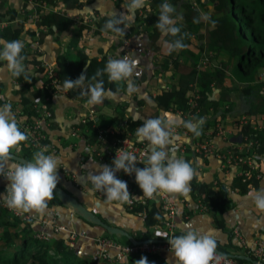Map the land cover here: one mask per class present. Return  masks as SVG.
I'll list each match as a JSON object with an SVG mask.
<instances>
[{
    "label": "crops",
    "instance_id": "1",
    "mask_svg": "<svg viewBox=\"0 0 264 264\" xmlns=\"http://www.w3.org/2000/svg\"><path fill=\"white\" fill-rule=\"evenodd\" d=\"M75 1L79 5H70L71 2L69 0L65 1V3L60 0H52L51 4L48 5L51 8L65 11V16L72 19L75 26L81 27L84 25L87 27L83 30L76 46L83 53L87 54L89 59L95 57L100 60L104 58L100 69H103L110 57L117 59L123 57L125 47H123L118 33L104 30H101L99 33L94 31L97 30L96 22L99 19H105L107 21L113 12L117 16L125 13L126 9H124L123 5L130 3V0H122L119 2L116 0ZM180 1L182 0L176 3L175 12L172 14L174 19L177 18L176 15L180 16L177 7ZM165 2L169 3L168 0ZM148 3L149 0H146L145 6ZM208 6L211 9L210 12L201 13V22L204 25L207 22V19H204V14L209 17L213 10V5L208 4ZM204 8H207V5H204ZM9 9L17 11L18 15H16L15 19H8L12 14V11H9ZM41 10L43 12L50 9L42 7ZM138 11L139 9L130 21L123 24L130 26L131 34L129 35L128 56L139 61L133 75L130 77L136 85L137 91L129 93L126 86L123 91L113 92V96L108 97L97 105L88 104V97L78 99L65 93L50 96L49 102L52 110V121L47 130L48 150L45 152V155H54L61 161L58 165L59 181L57 186L74 195L84 206L102 220H105L109 225L127 232L132 240L126 236H116L121 242L128 243V241H131L132 243L134 241L136 243H132V245H139L141 242L147 240L152 242L165 240L164 238L156 237L157 233H166L162 224L164 216L159 204L160 197L158 194H154L151 198L145 197L142 195L136 182L133 184L134 195L137 197L135 198V204L140 203L144 205L147 202H152L162 213L161 218L155 220L137 211L135 205L129 206L126 203L120 204L117 201H109L102 191H100L101 194L96 193L95 190L89 191V189L93 188L89 179L90 175L96 174L99 164L111 166L112 161L106 159L98 160L90 154L86 144L88 140H94L98 130L115 127L124 118H127L129 122V136L134 141L139 142L136 137V129L142 126L146 119L160 118L165 122L166 130L170 133V143L164 148L167 158L172 160L184 159L191 163L195 172L193 180L190 181L189 191L187 193H166L176 208L177 236L183 235L189 230H196L202 234L212 236L217 246L227 251L226 254L228 255H247L253 258L252 255L246 254L245 249L233 239L232 230L234 227H239L248 244L255 243V241L264 235V212L256 209L252 198L249 196L250 192L264 188V151L259 152L255 149L245 147L243 143L245 139L241 136L242 134L238 133L235 122L240 117L247 116L254 120L255 125L260 126L258 129L260 130L264 116L251 115L249 113L251 97L243 94L241 89H235L230 91V93H225L227 100H225L226 102H224L225 104L221 110L216 112V115H213L210 110L200 117L184 118L179 112L180 109L176 107L170 106L169 109L159 107L156 101L158 92L161 89L168 90L175 88L178 82H180L179 80L181 78L179 76L184 78L190 74L194 63L202 55L200 51L201 45L199 43H205V41L203 38L202 41L198 42V35H191L189 43L186 45L190 54H181L178 50L169 54L164 48V43L165 41L173 40V37L166 35V38H164L165 34H160L154 37L155 44H152L147 32L149 27L146 24L145 27L137 30L140 27L136 22ZM0 12L5 13L3 15L6 17L4 20L8 21V26L5 30L9 27H19L18 23L21 21L23 29L28 34L34 32L32 37L25 40L26 43L32 46L41 20L39 21L37 9L33 8L30 0H0ZM24 12L27 13L26 18L24 17ZM181 17L176 19V22H179ZM84 20L92 21L94 25H87L88 23H85ZM51 27L54 29L53 33L42 32L45 34L41 40L39 39L40 50H34L36 51L34 52L30 49L29 53L42 62L46 61L55 64L59 55L67 51L71 34L67 31L56 30L52 24ZM0 39H6V37L0 36ZM214 63L210 61L205 69H214L217 67ZM27 68L31 72L30 74L34 75L32 88H41L44 79L43 72L40 70L41 68L39 69L32 63H29ZM57 72L60 77V72ZM225 73L229 75L228 71H225ZM263 75L264 71L262 70L258 74V81L264 82L262 80ZM224 78L223 84L231 87L232 83L229 80L230 78ZM123 82L126 84L125 81ZM190 84L195 87H191ZM18 85L19 88L17 87ZM23 85L24 80L21 77L17 78L12 76L6 68V62L2 61L0 63V96H3L4 99H0V106H3L5 103H11L14 110L12 113L16 120L21 116L23 111L18 92ZM235 86L237 87L239 84ZM242 86H246V84ZM212 87L213 90L209 98L216 101L220 95V88L218 86ZM199 89V84L196 81H190L186 97L193 92H196L200 96ZM261 93L264 95V90H261ZM89 108H94L96 112L92 121H97L99 116H104L113 118V122L105 127H98L94 122L91 125L92 131L91 128L88 129V126H81L79 135L77 137L73 136L71 133L74 127L78 125L81 117L85 115ZM108 120L106 119L105 122ZM217 120L224 121L229 125L231 134L228 140L225 141L213 133V143L218 148H227L230 146L232 149L239 151L247 162L224 168L222 167L220 159L215 155L205 156L197 152L196 148L198 143L204 140L205 135L212 130ZM188 122H192L195 126L196 130L194 132L186 127ZM144 143L149 150V143L147 141H144ZM21 144L18 149L14 150L17 152L20 151ZM254 162L259 165L260 173V177L258 179L256 178V180L253 178L255 176L253 175V171L249 169L250 165L248 164ZM246 170L249 171V174H244ZM115 176L118 179L124 180L129 177V174H125L121 170L117 171ZM0 179L6 182L1 176ZM253 179L255 180L254 182ZM209 187L217 196L223 195L226 197L229 203L215 207L212 212H209V207L206 209L200 207L203 203L202 199ZM3 192L0 189V193L2 194ZM30 212L35 213L38 218H44L49 221L54 220L55 223L63 224L68 229L84 231L87 237L78 238L74 243H70V246H74L75 249H79L81 254L94 259V264H129L128 256L118 262L110 261L109 259H100L96 239L101 236H110V234L98 225L88 224L78 215L71 217L69 215V208L64 204L53 202L47 204L43 213L35 210ZM217 221H219L222 227L218 226ZM31 226L33 234L43 232L50 242L61 236L64 237L65 241L68 240L67 232H56L52 225L43 227L39 223L33 222ZM108 253L109 258H113L114 250L110 249ZM160 255L165 260H168L170 264H174L171 253H161ZM236 259L242 260L239 258ZM243 261L248 262L246 260Z\"/></svg>",
    "mask_w": 264,
    "mask_h": 264
},
{
    "label": "trees",
    "instance_id": "2",
    "mask_svg": "<svg viewBox=\"0 0 264 264\" xmlns=\"http://www.w3.org/2000/svg\"><path fill=\"white\" fill-rule=\"evenodd\" d=\"M36 1H45L48 4H51L52 0H30L32 3H35ZM60 1L65 3L67 0ZM69 1L71 2L70 5L78 4L75 0ZM116 1L119 2L122 0ZM165 1L166 0H149V3L142 7L146 9L147 12L144 17V23L149 27L147 32L152 44H155L154 37L163 34L155 27V24L158 21L159 5ZM168 1L174 6V8H176V3H178L179 0ZM196 1L197 3L201 2V0ZM207 1L212 3L213 10L211 15L206 20L207 22L205 25L201 22V13L193 11L195 6H193V2H191V0H188L187 3L182 5V8L183 6L186 8L185 11H183L182 20L176 22V26L181 28V33L179 35H184L185 33L187 34L183 39V43L185 45L189 43L191 35H198V42L204 38L205 43H199V45H201L200 51L202 52L200 58L208 56L210 61L213 58H218L219 63L214 69L208 68L197 70L196 64L200 58L197 59L189 75H186L184 78L179 76L181 79L175 88H170L168 90L161 89L158 92L156 96L158 106L163 109H169L171 106L186 111L188 108L186 92L189 88L190 81L192 82L194 80L197 84H199L200 88V113L197 117L203 116L210 110L213 115H216V112L221 110L225 104L224 102H226L225 100H227L225 93H230V91L235 89H241L243 94L251 97V108L249 110L251 115L264 116V95L261 93V90H264V82L258 81L257 78L258 74L262 70L264 71V0ZM206 3L207 2H205V4ZM177 6L178 12H180L181 3ZM33 8H36L39 14L41 20L39 25L48 27L49 30L47 33L54 32V29L51 27L52 24V26H55L56 30L67 31L71 34L67 51L64 54L59 55L57 62L54 65L55 69L60 72V81L62 85L65 79L75 80L82 73H86L88 77L91 78L102 66L104 58L100 60L95 57L89 59L87 54L83 53L81 49L76 46L83 30L87 27L84 25L81 27L75 26L72 19L66 17L65 13L61 14L52 10L42 12V7L35 4L33 5ZM9 11H12V14L8 17V19H15L16 15H18L17 11L13 9H9ZM3 15H5V13L0 12V20L6 18ZM24 17H27L26 12H24ZM194 19H199V22H194ZM136 22L139 25V20H136ZM105 23V19H99L96 22L97 30L94 32L99 33L101 30L112 32L111 30H105ZM18 24L19 27L17 28L9 27L6 30H1L0 36L4 38L6 37V40H19L26 43L25 40L32 37L34 32L28 34L27 31L23 29L22 22L20 21ZM123 24L124 23L119 25V27L122 28ZM139 28L141 29L142 25L138 27L137 30H139ZM44 34L45 33H42L41 38ZM164 38H166V35H164ZM30 49V44L26 43L21 52V55L24 57L23 65L25 71L20 77L24 80V85L18 91L23 112L26 114V118L28 119L35 115V107L33 106L34 102L45 101V97L47 95V90L43 85L44 83L39 89L32 88L34 75L30 74L31 72L28 71L27 65L32 63L38 67L41 65L42 61L30 54ZM178 51L181 54H190L186 47L179 49ZM88 60L89 63L87 64ZM0 63H2V61H0ZM225 71H228L229 75H227ZM224 77L230 78L229 80L232 83L231 87H227L223 84L225 79ZM97 79H103L104 87L106 89H111L113 92H121L126 88V84L123 81H108L106 74L102 77H98ZM89 82H92L91 79L86 81V83ZM233 84L234 86L239 84V86L234 87ZM243 84H246V86H242ZM212 86H218L220 88V95L216 101L209 98V95L213 90ZM68 92L69 95L74 98H86V96L81 94L80 88H74L72 90H68ZM46 103L50 107V102L46 101ZM106 119L109 120L105 122ZM21 120L22 117L19 116L16 120L17 124ZM113 120V118L99 116L97 121H90L87 126L89 129L95 122L98 127H105L106 125L112 123ZM92 130L93 129L91 128V131ZM238 133L253 135L259 143L256 150L259 152L264 151V147L262 146V144H264V121L260 130H255L251 125L247 124L241 127ZM21 150L17 152L13 149L11 153L31 161L33 155L22 145ZM253 178L256 180L255 177ZM254 179L253 182L255 181ZM0 184L1 191H5L7 182H3V180L0 179ZM202 201L205 207L210 208L209 212H212L215 207L229 203L226 197L223 195L217 196L210 187L207 189ZM53 202L61 203L55 193L53 198L49 200L47 204H51ZM135 208L137 211L142 214H146L149 218H154L155 220H159L162 216L158 207H156L152 202H147L144 205L137 203L135 204ZM103 221L106 222L105 220ZM87 223L95 225L90 222ZM31 224L32 223H22L19 218L11 216L5 208L0 207V264L95 263L94 259L81 254L79 249H75L74 246H70L68 234L67 241H65L62 236L54 239L52 242L40 240L33 236ZM217 224L219 227L221 226L219 221H217ZM110 236L122 245H132L131 241L123 243L116 237V235ZM219 250L225 253L227 252L222 248H219ZM142 256L147 257L149 264H165L166 261L158 253L139 252L128 255V263L133 264L134 261L139 260Z\"/></svg>",
    "mask_w": 264,
    "mask_h": 264
},
{
    "label": "clouds",
    "instance_id": "3",
    "mask_svg": "<svg viewBox=\"0 0 264 264\" xmlns=\"http://www.w3.org/2000/svg\"><path fill=\"white\" fill-rule=\"evenodd\" d=\"M145 3L146 0H130V3L123 5L125 13L119 16L115 12L111 14L104 25L105 30L124 34L125 30L119 25L130 21ZM174 12L175 8L170 3L160 4L158 21L155 24L161 33L175 38L164 43V48L169 54L186 47L183 39L187 34L179 35L181 28L176 26V19L179 17L174 19L172 16ZM204 19L208 17L205 16ZM194 22L198 23L199 19H194ZM23 47L22 41L0 39V61L6 62V68L17 78L25 71L24 57L21 55ZM138 63L137 59L129 56L119 59L110 57L103 69H98L91 78L82 73L75 80L65 79L62 90L80 88L81 94L88 97V104H100L114 95L111 89L104 87L103 79H97L106 74L108 81H125L127 91L135 92L137 87L130 77ZM89 79L92 82L86 83ZM17 87L19 88V85ZM0 99L4 97L0 96ZM186 127L192 131L196 130L192 122H188ZM169 136L165 122L160 118L144 120L142 126L136 129L138 141H147L150 145V149L144 153V167L137 168L136 156L118 149L111 166L99 164L96 174L90 175L93 188L89 191H102L109 201H117L120 204L128 202L130 198H137L129 193L125 181L116 178L115 173L122 170L125 174H135V182L145 197L151 198L159 193H187L195 172L190 162L167 158L164 148L170 143ZM27 139L28 136L19 129L13 116L11 103L0 106V176L8 182L5 191L0 194V199L13 210L24 212L35 210L43 213L47 201L53 198L54 189L59 181L58 165L61 161L54 155H45L43 151L35 152L29 162L13 161L12 150L18 149ZM249 196L256 209L264 212V188L250 192ZM156 237L167 240L174 264H210L217 247L212 236L196 230H189L183 235H174L171 238H167V233H157ZM133 264L149 262L147 257L142 256ZM165 264L170 262L166 260Z\"/></svg>",
    "mask_w": 264,
    "mask_h": 264
},
{
    "label": "built area",
    "instance_id": "4",
    "mask_svg": "<svg viewBox=\"0 0 264 264\" xmlns=\"http://www.w3.org/2000/svg\"><path fill=\"white\" fill-rule=\"evenodd\" d=\"M31 5H39L43 8H48L52 11L58 13H65L63 10H59L57 8H51L47 2L45 1H36L35 3L30 2ZM146 9L140 8L137 13V20H139V25L145 27L144 17L146 15ZM66 15V13H65ZM40 21V17H39ZM87 25H94L92 21H86ZM39 23V22H38ZM8 26V21L1 19L0 20V31L5 29ZM39 26L38 31L35 33V37L32 42L31 49L34 51H39V39L41 38L42 32H47V26ZM122 28L125 30L124 34H118L120 36L122 45L125 47V51L123 52V56H128V46H129V35H130V26L123 25ZM23 42V41H22ZM26 43L23 42L25 46ZM210 59L208 56H205L200 59V61L196 64L197 70H202L208 66ZM55 64L50 62H41V65L38 66L42 69L44 81L42 84L47 90V95L45 97V101H35L33 106L35 107V115H33L30 119L26 118V114L22 111L21 117L22 120L18 122L19 129L26 133L28 139L22 142V146L27 149L29 153L32 155L37 151H43L44 153L48 150L47 144V130L52 121V110L46 103L49 102L50 96L58 95L59 93H65L69 95L68 90H62V83L60 81L59 74L54 67ZM262 80H264V75L262 76ZM194 84V83H193ZM191 87H195L194 85L190 84ZM199 99L200 96L196 94V92L187 95V105L188 108L186 111L180 110V114L184 118H191L194 116H198L200 112L199 106ZM12 111L13 108H12ZM96 115L94 108H89L88 111L85 113L83 117H81L78 125L74 127L72 131L73 136H78L81 126H87L90 121L94 119ZM254 120L247 117L242 116L235 122V127L237 131L240 130L241 127L244 125H251L253 129H259L260 126H257L253 122ZM129 122L127 118L122 119V121L117 126L108 127L105 129H100L97 131L96 137L94 140L87 141V148L90 154L95 156L98 160H108L112 161L115 158V154H118V149L127 151L137 158L136 167L143 168L144 167V153L148 151L147 145L144 142H136L130 136L128 132ZM216 134L220 136L223 140H228L231 134V130L229 129V125H227L224 121L217 120L214 124L212 130L205 135V138L202 142H199L197 145V152L202 155H215L222 164V167H230L231 165H240L244 162H247L246 159L241 155V153L237 150L232 149L230 146L227 148H218L216 144L212 141V135ZM241 136L244 137V146L250 149H257L259 146L258 140L254 138L253 135L240 133ZM264 147V144H262ZM249 169L253 171V175L255 178L260 177L259 173V165L257 163H248ZM248 169V170H249ZM246 170L245 173L249 174V171ZM4 181L7 180L1 176ZM127 183L129 193L135 197L134 195V187L133 184L135 183V174H129L127 179H124ZM8 183V182H7ZM96 193H100V191L95 190ZM160 197V207L163 211V228L167 233V238H171L176 234L177 229V212L174 203L169 199L166 193H159ZM126 205L134 206L135 205V198H130L128 202H124ZM0 207L5 208L11 216L17 217L21 220L22 223H33L37 222L40 225L47 226L52 225L54 226V230L56 232L65 231L68 234V238L70 243H74L78 238L87 237L84 231H76L72 229H68L65 225L60 223H55L54 220H45L44 218H38L35 213L30 211L24 212L21 210H13L6 206L4 201L0 199ZM200 207L207 208L203 205ZM69 215L76 216L77 214L69 208ZM35 238L40 240L48 241V237L43 232H36L33 234ZM232 237L233 239L239 243L244 249L246 254L252 255L253 259L257 262L264 263V235L263 237L259 238L255 243L248 244L246 239L244 238L242 231L239 227H234L232 230ZM97 246L99 249L98 255L100 259H109L110 261H120L128 255L136 254L139 252H146V253H170V245L167 240L163 241H155V242H141L139 245H122L118 243L115 239L111 238L110 236H101L96 239ZM114 250L113 258H109V250ZM210 264H252L251 262L239 261L233 256L225 255L219 251H215L214 256Z\"/></svg>",
    "mask_w": 264,
    "mask_h": 264
},
{
    "label": "water",
    "instance_id": "5",
    "mask_svg": "<svg viewBox=\"0 0 264 264\" xmlns=\"http://www.w3.org/2000/svg\"><path fill=\"white\" fill-rule=\"evenodd\" d=\"M11 155L13 157V161L29 162V160H27L24 157H21L16 154H12V153ZM54 193L58 197V199L61 201L62 204L72 209L83 220L102 227L110 235L126 236L129 239H131V237L128 235L127 232H125L124 230L118 227L111 226L108 223L104 222L99 216H97L94 212H92L86 206H84L74 195H71L70 193L66 192L60 186H56V188L54 189ZM145 242H152V241L147 240ZM132 243H136V242L133 241ZM215 251H219L225 255H228L220 251L218 248H216ZM229 256H233V257H236L242 260H246L248 262H251L252 264H264L263 262H257L251 256H247V255H229Z\"/></svg>",
    "mask_w": 264,
    "mask_h": 264
},
{
    "label": "rangeland",
    "instance_id": "6",
    "mask_svg": "<svg viewBox=\"0 0 264 264\" xmlns=\"http://www.w3.org/2000/svg\"><path fill=\"white\" fill-rule=\"evenodd\" d=\"M187 1L188 0H182V1H180V3H181V6L183 5V4H185V3H187ZM191 2H193L192 4H193V6H195V9L193 10V11H198V12H200V13H209L210 12V7L208 6V4H210L211 6H212V3L211 2H208L207 0H201V2H199V3H197V1L196 0H191ZM205 2H207L206 4H205ZM204 5H207V8H204ZM180 6V16H182L183 15V11H185V6H183V8ZM178 7V6H177ZM205 16H206V14H204ZM177 17H180V16H178V15H176ZM182 20V17H181V19H180V21ZM202 41V40H201ZM205 41V40H204ZM214 63V62H216V63H214L215 65H218V63H219V59L218 58H213L212 60H211V63ZM206 68V67H205ZM204 68V69H205Z\"/></svg>",
    "mask_w": 264,
    "mask_h": 264
}]
</instances>
